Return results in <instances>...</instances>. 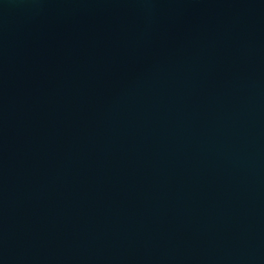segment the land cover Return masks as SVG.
<instances>
[{"label": "water", "instance_id": "obj_1", "mask_svg": "<svg viewBox=\"0 0 264 264\" xmlns=\"http://www.w3.org/2000/svg\"><path fill=\"white\" fill-rule=\"evenodd\" d=\"M0 264H264V0H0Z\"/></svg>", "mask_w": 264, "mask_h": 264}]
</instances>
